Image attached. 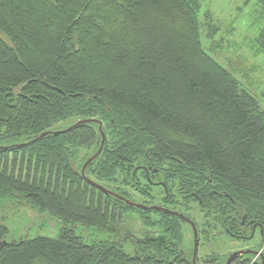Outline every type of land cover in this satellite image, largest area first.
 <instances>
[{
	"label": "trees",
	"instance_id": "1",
	"mask_svg": "<svg viewBox=\"0 0 264 264\" xmlns=\"http://www.w3.org/2000/svg\"><path fill=\"white\" fill-rule=\"evenodd\" d=\"M200 9V0H0L9 40L0 38V206L23 201L62 222L55 238L6 242L0 220V264H193L187 223L152 206L188 217L198 242L217 227L241 239L255 225L264 244V108L204 50ZM257 40L264 53V28ZM129 213L157 229L131 238L133 253L115 234L86 242L73 229L111 234ZM248 256L229 264H260Z\"/></svg>",
	"mask_w": 264,
	"mask_h": 264
},
{
	"label": "rangeland",
	"instance_id": "2",
	"mask_svg": "<svg viewBox=\"0 0 264 264\" xmlns=\"http://www.w3.org/2000/svg\"><path fill=\"white\" fill-rule=\"evenodd\" d=\"M201 9L199 21L201 25V42L207 51L216 61H218L239 83L250 89L254 93L261 106L264 108V53H257V35L264 28L263 6L257 0H250L245 4V0H200ZM213 26H217L216 34L208 39L206 26L209 23V16ZM0 38L9 43L7 37L0 32ZM77 119H69L59 123V128H64L73 124ZM85 151L81 150V154ZM110 186H112L110 184ZM135 202L142 200L140 196L132 190H128ZM188 212L196 222H202V214L197 206H192ZM0 220L7 227L4 241L34 238L45 236L55 238L62 227L61 220L51 215L47 211H37L32 209L25 202H8L5 206H0ZM183 249L185 254L193 253V234L189 224H182ZM75 234L82 237L86 242L92 239H104L115 237L122 241L123 249L127 253H133L134 247L131 238H142L146 231L157 232V229L144 228L139 217L129 213L123 217L116 226L114 232H97L92 228H84L82 225L73 226ZM207 238L199 239L194 264H220L225 256L236 251H246L248 257L254 259H264L262 250L264 244L260 240L259 233L250 237L246 233L244 239H234L222 232L220 227L209 230ZM243 253V254H245ZM216 257L210 261L209 258ZM192 259V258H191ZM209 260V261H206ZM222 264V263H221Z\"/></svg>",
	"mask_w": 264,
	"mask_h": 264
},
{
	"label": "water",
	"instance_id": "3",
	"mask_svg": "<svg viewBox=\"0 0 264 264\" xmlns=\"http://www.w3.org/2000/svg\"><path fill=\"white\" fill-rule=\"evenodd\" d=\"M89 121H94V120H88V119H87V120H82L81 122H89ZM98 124H99V129H100V127H101V126H100L101 123L98 122ZM68 129H70V128H67V129H64V130H57V131H48V132H44V133L40 134L39 137H42V136H44V135H46V134H49V133H50V134H57V135H59V134L65 132V131H67ZM103 142H104V134L101 133V142H100V146H99L97 152H96L95 154H93L92 156H90V157L85 161V163L83 164V166H82V168H81V174H82V175H84V168H85V166H86V165H87L92 159H94V158L100 153V151H101V149H102ZM90 182H91L93 185H95L96 187H98L99 189L103 190L104 192H106V193H108V194H111V195H113V196H115V197H117V198L124 199L123 197L118 196L115 192H112V191H110V190H107L106 188H104V187H102V186H100V185H98V184H95V183L92 182V181H90ZM125 202H126L128 205H130V206H135V207L142 208V209L146 208V206H143L142 204H138V203H135V202H132V201L126 200V199H125ZM151 208L156 209V210H162L163 212H166V213H169V214H172V215H176V216H178L180 219H182L183 221H185L186 223H188V224L190 225L191 230H192V234H193V253H192V262H193V264H194V263H195L196 251H197V245H198V239H197V235H198V233H197V229H196V227H195V224H194V223H193L188 217L184 216V215L181 214V213H178V212H175V211H172V210H168V209H165V208L156 207V206H152ZM254 229H255V225L252 226V234H253V230H254ZM245 252H249V250H246V251H236V252L231 253V254L228 256V258H227V260H226V262H225L224 264H229L233 258H235L236 256L241 255V254H243V253H245ZM260 264H264V259H263V258L260 260Z\"/></svg>",
	"mask_w": 264,
	"mask_h": 264
},
{
	"label": "flooded vegetation",
	"instance_id": "4",
	"mask_svg": "<svg viewBox=\"0 0 264 264\" xmlns=\"http://www.w3.org/2000/svg\"><path fill=\"white\" fill-rule=\"evenodd\" d=\"M256 228V227H255ZM251 231H250V237H252L253 235H255V230L256 229H254L253 230V234H252V228L250 229ZM241 237V239H244L246 236H240ZM262 241V240H261ZM242 255V254H241ZM234 259V258H233Z\"/></svg>",
	"mask_w": 264,
	"mask_h": 264
}]
</instances>
